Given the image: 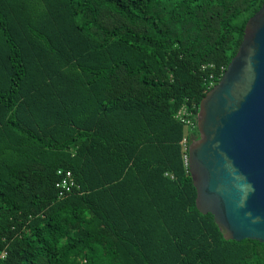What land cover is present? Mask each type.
Here are the masks:
<instances>
[{
  "label": "trees",
  "instance_id": "16d2710c",
  "mask_svg": "<svg viewBox=\"0 0 264 264\" xmlns=\"http://www.w3.org/2000/svg\"><path fill=\"white\" fill-rule=\"evenodd\" d=\"M263 3L0 0V264H264L180 145Z\"/></svg>",
  "mask_w": 264,
  "mask_h": 264
},
{
  "label": "water",
  "instance_id": "95a60500",
  "mask_svg": "<svg viewBox=\"0 0 264 264\" xmlns=\"http://www.w3.org/2000/svg\"><path fill=\"white\" fill-rule=\"evenodd\" d=\"M188 148L196 207L225 240L264 244V3L197 114Z\"/></svg>",
  "mask_w": 264,
  "mask_h": 264
},
{
  "label": "built area",
  "instance_id": "2783aa9c",
  "mask_svg": "<svg viewBox=\"0 0 264 264\" xmlns=\"http://www.w3.org/2000/svg\"><path fill=\"white\" fill-rule=\"evenodd\" d=\"M212 87V84H211ZM197 114H198V109H197ZM189 117V118H188ZM191 117V118H190ZM183 122L188 126L189 133H193L195 131L196 123H197V115L194 117L193 113H190L187 115L186 119L183 120ZM197 139V138H196ZM180 145L182 146L183 152L186 153L184 155V163H188V148H189V141L187 137H184L182 141L180 142ZM57 176L59 178L58 183L56 184V188L59 191V197H63L64 195L70 193L72 187L74 186L72 175L70 172H63V171H58ZM2 257L5 256L4 253L1 254Z\"/></svg>",
  "mask_w": 264,
  "mask_h": 264
}]
</instances>
